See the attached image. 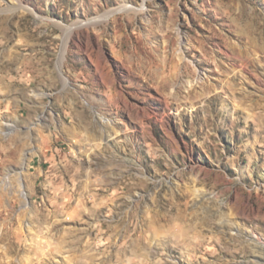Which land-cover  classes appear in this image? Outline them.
Here are the masks:
<instances>
[{
	"label": "rangeland",
	"instance_id": "obj_1",
	"mask_svg": "<svg viewBox=\"0 0 264 264\" xmlns=\"http://www.w3.org/2000/svg\"><path fill=\"white\" fill-rule=\"evenodd\" d=\"M0 264H264V0H0Z\"/></svg>",
	"mask_w": 264,
	"mask_h": 264
},
{
	"label": "bare ground",
	"instance_id": "obj_2",
	"mask_svg": "<svg viewBox=\"0 0 264 264\" xmlns=\"http://www.w3.org/2000/svg\"><path fill=\"white\" fill-rule=\"evenodd\" d=\"M119 9H122V8H118V10ZM127 9L129 10L131 8H127ZM135 10H137V9H135ZM113 11L114 10L109 11V12H105L100 17L95 18V19H93L91 21H87V22H74L73 24L68 25V26H65V27L64 26H60V28L62 30H64L66 33H65V36H64L63 41H62L61 49H60V51L57 54L56 63H55V69L58 70L59 76L64 81L65 84H68V78L63 74L62 69H63V65H64L65 55H66V52L68 50V40H69V38L72 36L73 33L77 32V30L81 29L82 27H85V26H87L90 23L96 24L99 21H102V20L106 19L107 16H109L110 13H112ZM4 125L11 126L12 124L11 123H7V122H4ZM28 154L29 153H25L23 155V159H22V162H23L22 163L23 164V170H21L19 172V175H18V184H19V189H20L19 192H20L21 197L25 201H27L28 200V197H29V195H28L29 193L26 190L25 175H24V172L28 168V160H29ZM25 259L26 260H29V258L27 256H26Z\"/></svg>",
	"mask_w": 264,
	"mask_h": 264
}]
</instances>
